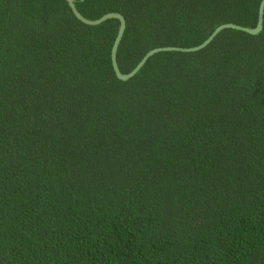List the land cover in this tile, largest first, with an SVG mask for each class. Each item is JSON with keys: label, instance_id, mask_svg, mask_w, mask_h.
<instances>
[{"label": "trees", "instance_id": "16d2710c", "mask_svg": "<svg viewBox=\"0 0 264 264\" xmlns=\"http://www.w3.org/2000/svg\"><path fill=\"white\" fill-rule=\"evenodd\" d=\"M261 0H75L152 48L253 27ZM119 21L0 0V264H264V15L113 71Z\"/></svg>", "mask_w": 264, "mask_h": 264}, {"label": "water", "instance_id": "95a60500", "mask_svg": "<svg viewBox=\"0 0 264 264\" xmlns=\"http://www.w3.org/2000/svg\"><path fill=\"white\" fill-rule=\"evenodd\" d=\"M65 1L67 2L74 16L84 24L98 25L102 23L103 21L110 19V18H115L119 21L118 30L113 40L112 46H111L110 58H111V64H112L113 71L116 77L121 80H128L129 78L133 77L139 71V69L144 65L147 59L150 56L154 55L155 53L162 52V51H181V52L197 51L203 48L204 46H206L222 29H225V28H233V29L247 32L249 34H257L261 31L263 27L264 0H261L259 4V8H258L257 21L253 27L241 26V25H237L234 23H224V24L217 26L203 42H201L200 44L196 46H192V47L161 46V47L152 48L142 56L140 61L130 71L123 73L121 72L118 66L116 53H117V49L121 41L123 32L125 30V26H126L124 16L118 12H107L96 19H89L83 16L79 12V10L77 9L75 5V0H65Z\"/></svg>", "mask_w": 264, "mask_h": 264}]
</instances>
